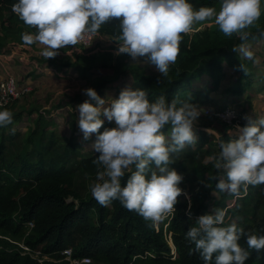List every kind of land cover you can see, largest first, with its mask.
<instances>
[{"label":"trees","instance_id":"trees-1","mask_svg":"<svg viewBox=\"0 0 264 264\" xmlns=\"http://www.w3.org/2000/svg\"><path fill=\"white\" fill-rule=\"evenodd\" d=\"M206 1L190 0L197 9L206 5ZM14 3L16 0H0V13L7 12V19L17 23L19 29L28 27L36 33L35 27L25 24L13 11ZM262 19L261 28L245 29L249 33L246 39L235 33L225 35L212 20L209 25L194 24L190 32L181 34L178 57L169 65L166 74L148 75L134 68L128 69L133 76V88L144 89L151 102L163 96L169 102L176 99L205 104L209 90L219 87L224 75L223 63H226L239 73L236 86L227 89L228 95L241 97L245 93L252 95L254 91L264 90V74L259 79V87H255L256 72L246 69L243 61L237 59L238 46L242 42L264 39V16ZM94 34L109 36L122 43L118 18L105 22ZM203 75L210 81L195 84ZM104 83L98 82L94 86L99 96ZM85 99L88 97L81 102ZM246 122L245 118L241 125ZM169 128L170 125H165L162 129L165 135H170ZM37 132V128L29 131L20 139V144L17 143L19 132H12L11 128L6 132L5 126L0 127V264H69L61 255L66 247L72 248L74 256H87L98 264H204L200 251L186 233L195 226L200 215L208 212L207 206L211 202L213 209H227L226 218L229 219L225 218V225L236 223L244 229L245 235L239 240L249 253L244 264H264V249L248 248L247 245L248 235L264 234V184L248 185L246 190L242 186L238 194L232 195L236 202L230 207L223 205L212 192L225 195L224 191L216 187V179L211 177H224V170L214 168L211 162L190 165L189 159L194 156L190 149L193 144L187 145L186 152L180 154L181 160L174 156L170 167L175 164V169L182 174V191L185 181L194 182L197 188L190 192V200L183 198L181 193L176 210L168 214L164 226L163 222L146 220L136 211L124 207L119 200L102 206L92 194L84 197L78 190L77 176L82 173L91 179L97 178L99 168L95 161L99 153H82L74 138L66 141L52 135L45 138L43 132L39 135ZM196 134L194 153L208 151L205 145L212 146V138L201 131ZM220 139L227 141L230 137L225 132ZM219 151L218 141L210 155ZM128 175L130 173L121 178L122 186ZM233 219L236 221L232 222ZM29 222L33 224L31 227ZM166 234H170L169 241ZM19 242L31 249H40L42 254L56 261L37 262L29 254L22 253ZM170 246L175 248L174 254ZM214 257L215 254L213 264Z\"/></svg>","mask_w":264,"mask_h":264},{"label":"clouds","instance_id":"clouds-1","mask_svg":"<svg viewBox=\"0 0 264 264\" xmlns=\"http://www.w3.org/2000/svg\"><path fill=\"white\" fill-rule=\"evenodd\" d=\"M264 0H220L214 6L194 8L190 0H16L13 11L25 24L37 29L25 33L26 44L39 43L42 55L52 58L57 50L74 46L85 32L95 33L102 24L118 18L122 44L117 54L144 57L166 74L179 54L182 33L198 22L212 20L225 35L238 34L246 39L245 29L261 16ZM235 51V49H233ZM249 58L251 51H245ZM239 68L243 71V66ZM88 99L78 104L77 124L87 141L95 133L92 148L99 153L96 182L92 196L102 206L113 200L134 210L146 220L158 222L173 213L182 193L183 179L171 154L198 139L194 125L202 108L192 101L154 102L141 88L124 87L118 97L107 101L93 87L83 89ZM94 101L95 103L91 102ZM104 116L114 127L104 128ZM244 126H237L236 138L219 139L220 151L207 157L224 177L216 178L221 191L238 194L243 186L264 184V117L247 116ZM13 113L0 105V127L10 125ZM170 125V135L162 129ZM15 132V128L11 129ZM155 165V168L152 165ZM134 167V170H133ZM130 173L126 182L121 178ZM227 209L216 208L200 215L187 237L195 243L204 264H244L248 251L239 240L245 231L236 223L224 224ZM248 248L264 249V234L247 236Z\"/></svg>","mask_w":264,"mask_h":264},{"label":"crops","instance_id":"crops-1","mask_svg":"<svg viewBox=\"0 0 264 264\" xmlns=\"http://www.w3.org/2000/svg\"><path fill=\"white\" fill-rule=\"evenodd\" d=\"M7 17V12L0 13V44H2L0 47V80L9 75L14 76L18 82L19 92L15 101H20L22 98L23 105L26 101H30L29 108L22 114H18L19 122L28 124V126L24 129L13 125V122L11 124L15 132L20 133L19 139L37 128V134L43 132L45 138L50 135L64 141L74 138L78 149L84 154L95 151L92 148L95 138L80 145L78 132L75 129L79 115L76 106L81 103V99L87 97L83 92V87L87 80L94 77V74L90 72L96 56H84L85 52L80 50L82 47L76 44L60 48L55 57L46 58L42 55V45L39 43L26 44L22 38L25 33H35L26 27L19 29L18 24L10 22ZM12 43L17 46L12 47ZM29 50L32 53L27 56L26 53ZM129 68L133 69V67H125L122 70L114 68L116 73L110 80L111 83L103 77L99 79L100 81L98 80L105 82L100 93L102 98L106 101L109 98L114 99L124 87L133 88V76ZM106 86L108 88L105 89ZM101 118L106 122L104 126L109 124L115 126L114 121L107 120L103 115ZM47 125L50 129L44 131Z\"/></svg>","mask_w":264,"mask_h":264},{"label":"rangeland","instance_id":"rangeland-1","mask_svg":"<svg viewBox=\"0 0 264 264\" xmlns=\"http://www.w3.org/2000/svg\"><path fill=\"white\" fill-rule=\"evenodd\" d=\"M206 5L214 6L218 10L220 7V0H207ZM262 15L264 16V3H262V13L260 18L249 28H259V27L261 28V26L263 25ZM210 22L212 21L209 20L203 23L202 22H198V23L200 24L202 23V25H204V23H208L207 25H209ZM26 29H28V27H26ZM86 40L88 41L87 43L78 42L77 46L82 47L80 48V50L82 52H85L83 54L84 56H96V60L95 62L93 61L90 72L94 74V77H91L89 80H87L85 87H83L84 89L87 87L94 88L96 83L100 81L99 79L101 77H103L104 80L108 81V83H111L112 81L110 80L114 77V74L116 73L114 68H117L118 70H122L125 67H133L137 70H141L145 72L148 75H153L158 73V70L156 69L155 65L148 63L144 57L133 58L127 53L117 54L119 45L122 43L117 42L114 38H111L109 36L92 34L91 36L88 35ZM15 46L17 45H15V43H12V47ZM238 51H239V57H237V59L240 58L243 61V63L246 66V69H251L253 72H256L255 80H254L255 82L253 85L255 87H259V81H260L259 79L264 74V39L260 41L253 39L246 40L238 46ZM245 51H251L253 53V56L251 58L247 57L245 55ZM30 53H32L31 50H29V52H27L26 55L30 56ZM223 68H224L223 69L224 75L220 79L219 87L215 90H211V91L209 90V99L207 103L205 104L198 103L202 108V112L201 115L198 117L196 124L194 125V130L196 132L201 131L207 133L212 138L214 144L212 146L205 145V148L206 149L208 148V151L195 154L194 153L195 143H193V145L190 146V149L192 150L194 156L189 159L190 165L196 164L197 162L208 163L206 158L210 156V151H213L216 148V145L219 141L218 137L220 139L221 135L227 132V136L230 137V139L236 138L238 132L237 126L242 127L241 121L245 119V117L247 116H252L253 118L264 117V90H259L258 92L254 91L252 95H248V93H245L241 97H239V95L237 94L228 95L227 89L229 87L236 86L239 73L235 71L233 66L228 65L226 63H223ZM206 81H210V80L208 77H206V75H203L202 78L198 79V81L195 84L203 85L206 83ZM104 88L106 89L108 88V86ZM21 100L20 101L14 100L15 102L12 101V103L4 106V108L10 109L14 114L12 120L13 125H16L18 127L20 126L25 129L26 128L25 126H28V124L20 123L18 114L19 113L22 114V112H25L29 108L30 101H26V103L23 105L22 104L23 102ZM92 102L95 103L94 101ZM77 103H79L78 100ZM231 106L233 108H237L236 111L238 113V117L236 119L230 118L228 113L226 114L220 112H217L218 115L219 114L221 115V116L217 115L218 116L217 118L214 114H209L207 111L208 109L209 111L212 110L213 112H215L217 109H221V108L224 109ZM11 124L5 126L6 132L9 131V128H12ZM106 126H114V125L109 124ZM49 129L50 127L47 125V128L46 129L44 128V131ZM75 130L78 132L77 135L79 136L80 139V145H84V143H87L88 141H85L83 139V134L79 129L78 124L76 125ZM169 130H171V128H169ZM91 138H95L94 133L91 134L88 140H91ZM21 140L18 141L17 143L21 144ZM186 149H188L187 145H185V147L181 149V153H178L179 155L176 152L172 153L171 154L172 159L175 158L174 156H177L176 157L177 160H181L182 155L180 154H184L186 152ZM10 150H12V146L10 147ZM8 157L9 159H12V156H8ZM175 166L176 165L174 164L173 168H175ZM76 182H77L78 190L85 197L88 194H92L91 186L93 183L96 182V179H91L81 173L77 176ZM196 188L197 185L194 182L189 183L188 181H185V188L182 191L183 198H187L190 200V192H192V190ZM212 194L223 205L226 204L227 206L230 207L236 202L234 198H232V195L234 193L224 191L225 195H222L219 192L213 191ZM207 209L208 212H210L213 209L212 202L207 206ZM167 216L168 215H166L164 219L160 220V222H163L164 226H166L165 222ZM226 217L227 215L225 216V218ZM228 219L229 218H226V220ZM233 221H236V219H233L232 222ZM165 237L167 241H169L170 234H166ZM171 251L175 253V248L171 247ZM91 264H98V263L92 262Z\"/></svg>","mask_w":264,"mask_h":264},{"label":"built area","instance_id":"built-area-1","mask_svg":"<svg viewBox=\"0 0 264 264\" xmlns=\"http://www.w3.org/2000/svg\"><path fill=\"white\" fill-rule=\"evenodd\" d=\"M92 34H94V33H91V32L83 33L78 42L87 43L88 42L86 40L87 36L88 35L91 36ZM18 96H19L18 82H17L16 78L12 75H9L7 77L2 78L0 80V105H2L3 107L6 106V105L12 103V101H14L15 99H17ZM236 110H237V108H233L232 106L228 107V108H224V109H222V108L217 109L215 112H213L212 110L209 111L207 109L209 114H214L217 118H218V116H221L220 114L219 115L217 114V112H220V113H226V114L228 113L230 118H233V119H236L238 117V113ZM108 127H114V126H105L102 128L101 132L104 130V128H108ZM32 225H33L32 222L28 223L29 227H31ZM19 246H21L23 248L22 253L29 254L30 257H32L33 259H35L39 263H42L44 260L56 261L54 258H52L46 254H42L39 249H31L21 242H19ZM172 254H174V253L172 252ZM61 255H62V259L66 260L69 264H91L92 263V259L90 257L74 256L71 247L64 248L61 251Z\"/></svg>","mask_w":264,"mask_h":264}]
</instances>
